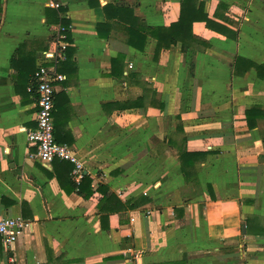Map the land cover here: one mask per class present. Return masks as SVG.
Here are the masks:
<instances>
[{
  "label": "crops",
  "instance_id": "obj_1",
  "mask_svg": "<svg viewBox=\"0 0 264 264\" xmlns=\"http://www.w3.org/2000/svg\"><path fill=\"white\" fill-rule=\"evenodd\" d=\"M61 1L62 17L0 0V218L31 223L12 249L0 242V264H264V0H197L214 28L200 19L189 44L160 51L155 37L128 44L104 7L169 28L182 0ZM61 19L54 137L82 160L83 192L27 139L33 74Z\"/></svg>",
  "mask_w": 264,
  "mask_h": 264
},
{
  "label": "built area",
  "instance_id": "obj_2",
  "mask_svg": "<svg viewBox=\"0 0 264 264\" xmlns=\"http://www.w3.org/2000/svg\"><path fill=\"white\" fill-rule=\"evenodd\" d=\"M49 9L56 10L62 17L61 0H45ZM61 22L54 26L50 49L44 54L42 62L34 74V89L37 93L36 128L27 131L28 143L37 150L35 155L40 163L51 166L55 161L68 162L73 166L72 181L80 185L86 176L85 167L77 152L67 144H59L54 137L53 113L55 109L56 84L65 80L59 72V66L66 61L69 49L68 35L70 27ZM31 227V223L22 218H0V242L12 249L20 236ZM135 257V264H141L140 256Z\"/></svg>",
  "mask_w": 264,
  "mask_h": 264
},
{
  "label": "trees",
  "instance_id": "obj_3",
  "mask_svg": "<svg viewBox=\"0 0 264 264\" xmlns=\"http://www.w3.org/2000/svg\"><path fill=\"white\" fill-rule=\"evenodd\" d=\"M200 10L201 8H198L197 0H182L181 17H180V20L176 24L172 25L169 28H152V27L147 26L143 20L136 18L133 14V11L127 7L119 6V5H115V6L108 5L104 7V11L109 19L110 18L116 19L119 23L127 26L126 31L129 34V37L131 38L130 40L128 39V44L135 46L136 48H139L140 50H142L144 49L142 45L143 44L145 45L146 39L148 37H155L158 40V48H157L158 51L162 50L163 48L170 47L171 44H177L178 42L182 43L183 45L189 44V41L193 39L192 38V26L194 22L200 19H204V21H206L210 27L214 28L212 26V23L209 21L208 17L200 16ZM63 23L64 25L68 26L66 21H64ZM103 27L104 26L100 27V35L103 38H105L107 36L104 35L101 30ZM123 59H124V56L119 55L116 59L112 60L113 73L117 69V67H119V65L123 63ZM36 70L37 69H35L34 74ZM34 74H33V78H34ZM132 105H135V103H132ZM124 106L130 107L131 104H126ZM258 112H261V109L253 108L252 110L248 111L247 113L248 123L247 124L249 127L253 128V125H251L249 121H251V119H254V117L258 115ZM197 156L198 155L188 154L184 152L181 155V159L185 160L186 157H197ZM72 169H73V166L71 165L70 170H69L70 177H71ZM85 180H88L87 175L85 176L82 183L78 186L72 181V178H71V181L73 183V188L68 189V191H72L76 189L79 190V192L85 191V187H83V183ZM103 191L106 194L107 190H103ZM86 196H88V194ZM105 197L109 200V199L115 198V195L113 193H110L109 196L105 195ZM128 207H133V205L130 204Z\"/></svg>",
  "mask_w": 264,
  "mask_h": 264
},
{
  "label": "water",
  "instance_id": "obj_4",
  "mask_svg": "<svg viewBox=\"0 0 264 264\" xmlns=\"http://www.w3.org/2000/svg\"><path fill=\"white\" fill-rule=\"evenodd\" d=\"M245 229H246V226H244V231H245Z\"/></svg>",
  "mask_w": 264,
  "mask_h": 264
}]
</instances>
